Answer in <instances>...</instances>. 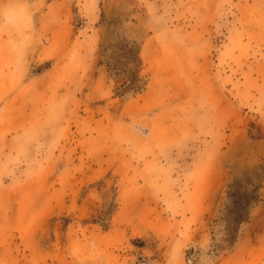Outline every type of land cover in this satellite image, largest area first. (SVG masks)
<instances>
[{
	"label": "rangeland",
	"instance_id": "374dc122",
	"mask_svg": "<svg viewBox=\"0 0 264 264\" xmlns=\"http://www.w3.org/2000/svg\"><path fill=\"white\" fill-rule=\"evenodd\" d=\"M0 264H264V0H0Z\"/></svg>",
	"mask_w": 264,
	"mask_h": 264
}]
</instances>
